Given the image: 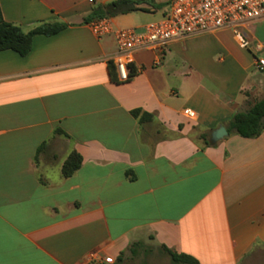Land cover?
I'll return each mask as SVG.
<instances>
[{
    "label": "crops",
    "instance_id": "obj_1",
    "mask_svg": "<svg viewBox=\"0 0 264 264\" xmlns=\"http://www.w3.org/2000/svg\"><path fill=\"white\" fill-rule=\"evenodd\" d=\"M113 1L0 0L24 32L68 25L25 57L0 52V264H83L93 251L114 264L142 241L198 264H264V128H227L264 98V17L245 29L248 48L229 29L181 37L134 53V75L114 83V37L84 22ZM140 1L147 12L109 18L114 30H141L170 3ZM219 127L227 136L211 144Z\"/></svg>",
    "mask_w": 264,
    "mask_h": 264
},
{
    "label": "built area",
    "instance_id": "obj_2",
    "mask_svg": "<svg viewBox=\"0 0 264 264\" xmlns=\"http://www.w3.org/2000/svg\"><path fill=\"white\" fill-rule=\"evenodd\" d=\"M92 2V0H89ZM264 17V0H170L163 17L145 25L141 30L112 28L107 17L95 19L88 27L97 38L112 34L116 53L110 60L117 81L125 82L131 77L132 56L140 51H162L171 41L189 35L213 33L229 29L239 39L243 48H248L244 38L245 29ZM256 43V50H261ZM254 68L264 72V58H255ZM182 115L189 121L196 120V113L184 109ZM109 262L98 251L89 253L83 264Z\"/></svg>",
    "mask_w": 264,
    "mask_h": 264
},
{
    "label": "trees",
    "instance_id": "obj_3",
    "mask_svg": "<svg viewBox=\"0 0 264 264\" xmlns=\"http://www.w3.org/2000/svg\"><path fill=\"white\" fill-rule=\"evenodd\" d=\"M141 3L140 0H115L107 5L97 7L84 22L88 24L92 20L104 17L113 18L133 12H147V9L140 6ZM67 27V24L61 22H42L28 32H24L20 27L5 22L0 12V52L12 51L20 57H25L30 52L35 37L54 36L63 32ZM107 69L111 81L117 83L115 70L111 62H108ZM132 75H134L133 71L131 72ZM131 115L141 124L152 119L151 115L139 110L131 111ZM227 128L228 131H234L242 138L252 139L257 137L264 128V98L255 102L247 111L235 114ZM56 134H62V132L57 130ZM201 138L204 145H207L205 136L202 135ZM80 163L81 159L78 155L74 153L69 155L62 165V176L65 178L71 176L79 168ZM159 248L172 264H198L190 256L176 254L164 246ZM117 262L114 264H117Z\"/></svg>",
    "mask_w": 264,
    "mask_h": 264
},
{
    "label": "rangeland",
    "instance_id": "obj_4",
    "mask_svg": "<svg viewBox=\"0 0 264 264\" xmlns=\"http://www.w3.org/2000/svg\"><path fill=\"white\" fill-rule=\"evenodd\" d=\"M117 264H172L161 249L150 241H142L132 252H125Z\"/></svg>",
    "mask_w": 264,
    "mask_h": 264
},
{
    "label": "water",
    "instance_id": "obj_5",
    "mask_svg": "<svg viewBox=\"0 0 264 264\" xmlns=\"http://www.w3.org/2000/svg\"><path fill=\"white\" fill-rule=\"evenodd\" d=\"M226 136H227V132L225 131V129L223 127H219L218 129L214 130L211 133L209 142L211 144H214L215 142L223 139Z\"/></svg>",
    "mask_w": 264,
    "mask_h": 264
}]
</instances>
